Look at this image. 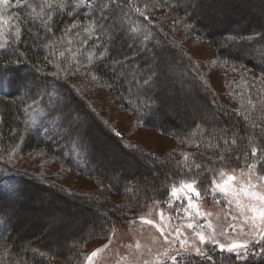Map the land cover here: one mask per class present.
<instances>
[{"label":"trees","instance_id":"obj_1","mask_svg":"<svg viewBox=\"0 0 264 264\" xmlns=\"http://www.w3.org/2000/svg\"><path fill=\"white\" fill-rule=\"evenodd\" d=\"M258 1L263 10L264 0ZM10 2L17 4L13 9L20 32L4 34L0 45V148L22 138L24 150L42 148L64 167L95 179L106 194L74 195L97 208L89 213V219L72 228L67 238L56 239L52 246H39L31 240L22 243L15 234V217L0 210V264H79L88 241L107 237L114 224L136 221L137 208L150 199H166L171 184L190 176L206 181L220 170V161L250 163V148L264 146V26L258 29L259 25L252 24L251 19L238 17L211 32L192 12L195 0H86L79 6L66 0L63 9H49L45 0ZM137 7L143 15L136 11ZM158 10L163 11L160 16L154 14L159 16L156 19L151 14ZM168 20L173 23L167 28L162 26V21ZM74 24L89 31L81 33L71 44V49L77 50L73 61L65 59L64 64L55 66L61 67L62 73L43 71L40 64L60 62L61 51L66 58L70 57L71 52L64 45L65 33ZM182 29L211 45L217 67L247 72L240 85L226 88L228 99L214 92L200 64L174 41L172 32ZM149 58L156 64L152 66ZM165 62L168 67H164ZM85 74V89L93 87L89 75L96 77L120 106L134 115L138 125L180 141L189 150L185 154L187 162L180 152L160 159L142 153L107 128L101 132L110 142L133 157H143L153 170L148 171L145 164L143 172L126 175L94 165L62 98L63 94L71 95L76 108L95 125L92 114L96 112L89 101L72 96L73 92L78 97L81 94L71 78ZM145 80L149 83L145 84ZM172 99H178L183 108L184 103L194 100L202 112L188 120L182 114L176 123H171L164 110ZM225 137L228 144L224 143ZM233 138L238 141L235 146L231 145ZM224 146H229L227 152ZM221 154L223 160L219 159ZM157 168L160 173L153 176ZM35 180L40 179L30 177L0 157V206L4 207L12 194H27L28 186ZM56 191L55 201L63 194H73ZM110 193H119L121 201H110ZM262 247L258 261L240 264H264V243ZM228 258L223 256L218 263L232 264ZM186 264L215 263L190 259Z\"/></svg>","mask_w":264,"mask_h":264},{"label":"rangeland","instance_id":"obj_2","mask_svg":"<svg viewBox=\"0 0 264 264\" xmlns=\"http://www.w3.org/2000/svg\"><path fill=\"white\" fill-rule=\"evenodd\" d=\"M10 1L8 0V3L0 5V13L6 21V23L0 24V45L3 42L1 40L4 34H13L17 29V15L13 9L17 4ZM195 1L197 4L192 12L197 18H200L204 27L208 26L210 28L211 32L213 28L218 30L228 24L229 21H236L238 17L251 19L252 24L259 25L258 29L264 26V8L262 10L263 5L258 0ZM162 11L158 10L151 15L156 17L157 15L154 14H159L160 16ZM159 16L156 19H159ZM172 23L171 20H168L167 23L162 21V24H164L162 26L167 28L168 24ZM73 26L65 33L66 43L64 45L67 47V51L71 52L70 57L66 58L67 56L61 55L60 62L46 61L41 63L40 66L43 71L62 73L61 67L55 66L60 65V63L64 64L65 59L73 61L77 50H72L70 46L86 29L78 24ZM119 36L123 37L122 34ZM172 36L174 41L200 64L205 78L214 92L220 98L228 99L226 88L229 85L228 88L240 85L239 83H241L247 72L245 70L238 72V69L234 68L217 67L211 45L206 40L190 35L186 29L173 31ZM61 52L64 54V51ZM148 62L152 66L156 64L153 58H149ZM163 65L168 67L166 62ZM26 75V72H24L23 76ZM89 78L93 83L90 90L85 89L83 85V81L88 82V74L71 78L74 80H72V84L75 85V89L81 94V97H78L73 92L72 96L79 101L81 98L89 101L97 114V116L94 113L92 114L95 125L76 108V103L73 104L70 100L71 95L63 94L62 98L67 104L66 110L70 111L71 122L76 127L78 137L82 139L91 153L94 165L103 166L112 173L120 171L126 175H130L132 172H143L142 167L145 164L149 168H147L148 171L153 170L151 164L146 163L143 157L137 155L133 157L132 153L124 152L118 144L110 142L101 132L107 128L111 129L116 135L118 133V136H122L123 140L137 147L142 153L145 152L157 159L170 153L180 152L183 155L189 153V150L184 148L180 141L170 135L138 125L135 122L134 115L120 106L107 86L96 77H90L89 75ZM35 82L38 83V81ZM167 106L164 114L167 115L171 123H176L182 114L188 120L195 117V113L201 114L202 112V108L198 107L194 100L184 103L185 108H183L182 103L178 102V99H172ZM102 123L105 124V127ZM87 132L88 134H85ZM229 146H224L226 147L224 152H227ZM0 157H3L10 166L22 169L30 177L33 178L34 175L41 180H35L28 188L26 187L28 189L27 194H12L4 202V207L0 206V210L10 214L11 218L15 217V234L18 239H22V243L31 240L35 244L44 247V244L52 246L56 239L61 241L64 237L67 238L69 231L78 225L81 220L89 219L91 216L89 213L97 208L93 203L81 201L74 195L106 194V191L104 192L99 188L95 179L64 167L58 159L47 156L42 148L24 150L22 138L1 147ZM251 159L250 163H253L254 160ZM136 162L138 168L135 169ZM220 163L222 164L220 170H224L225 176L220 177V170H218L213 177L200 182L198 186L201 191L200 198L192 197V202L197 205L200 215H196V209L188 208V199L184 193L180 194L179 199L170 196L171 188L174 185L179 186L180 181H178L169 186L168 195L163 201L150 199L143 202L137 208L136 221L128 222L125 225L114 224L107 237L93 238L88 241L84 247L82 261L79 264H86L88 255L96 249H101V251L94 257L93 264H145V262L147 264H158V262L160 264H173L171 259L173 256L177 257L176 264H186L190 259L219 264L218 260L221 262L223 256L227 255L230 257L228 259L232 264L259 259V249L263 248L264 239L261 238L258 231L252 228L250 221L245 223L244 216L241 215L237 207L236 197L231 192L225 194L209 190L213 179L222 182L228 174L235 175L238 178L236 184L239 185L242 178L246 179L249 175L247 167L249 163L245 161L242 164H234L224 160ZM158 173L160 171L157 168L152 175L157 176ZM258 174L264 175V163H261L258 169L252 173V182L259 184V190L264 191V182L258 181ZM191 179L198 180V177L190 176L186 180ZM148 183L150 184V182ZM44 184H48V186ZM41 186L47 188L43 189ZM55 189L60 192H72L73 194L72 196L63 194L64 196L55 201L57 195ZM109 199L116 204L121 201V195L110 193ZM240 199L242 203H247L242 195ZM21 203H24L25 206L22 207ZM160 213H163V221H161ZM142 218L153 220L156 225L163 228L164 234L162 235L156 226L142 223ZM188 224H192L193 227L188 228ZM199 233L205 234L206 237L209 234L214 235L216 242L206 240L205 243H201ZM181 241L185 242L183 246H181ZM230 243H244L248 247L247 249L237 250L241 254L240 256H237L235 252L221 250L219 247L220 244L227 245ZM197 248L205 255H198ZM206 256H211L212 260L209 261Z\"/></svg>","mask_w":264,"mask_h":264},{"label":"snow or ice","instance_id":"obj_3","mask_svg":"<svg viewBox=\"0 0 264 264\" xmlns=\"http://www.w3.org/2000/svg\"><path fill=\"white\" fill-rule=\"evenodd\" d=\"M86 0H73L74 5L79 6L80 4L85 3ZM8 3V0H0V5ZM66 5V0H45V6L49 9L51 8H60L63 9ZM43 11V9H42ZM136 11L139 12L141 15L144 13L141 11L140 8H136ZM145 19H148V17H145ZM6 23V21L3 18L2 13H0V24ZM94 27V25L90 26ZM89 29H85V32H88ZM20 29H16V34L19 35ZM60 55H63L61 52ZM89 60L92 59V54H89L88 57ZM145 84H148L149 81L145 80ZM239 114V113H238ZM247 119V117H245ZM253 127H260L259 125L253 124ZM264 130V129H262ZM117 135H119L117 133ZM224 143L228 144L229 141L225 137L224 138ZM238 141L236 138H233L231 140V145L235 146L237 145ZM258 154H260L258 156ZM250 156L253 158L254 162L249 163L247 165L249 169V175L246 179L242 178V182L239 183V185L236 184L237 182V177L232 174H228L226 179H223L222 182H217L215 179H213L210 187V191L215 192L219 191L221 193H229L236 197V204L237 207L240 210L241 215L244 216L245 223H248L250 221L251 226L254 230L258 231L259 234L261 235V238L264 239V191L259 190L260 185L255 184L252 182V173L255 172V170L258 169L259 165L261 163H264V146H253L251 147L250 151ZM187 155H185L184 160L187 162ZM220 160L224 159V155L221 154L219 157ZM239 159V156L237 157ZM197 169H199L201 166L200 165H195ZM189 172H191V168L189 167L187 169ZM220 177L225 176L224 170H220L219 172ZM257 179L260 182H264V175H257ZM200 181L197 179H191V180H186L182 179L179 183V186L174 185L171 188L170 191V196L179 199L180 194L184 193L185 196L188 199V208L190 209H196V215H200L199 209L196 204L192 202V197L200 198L201 196V191L199 190ZM231 186V187H230ZM241 195L244 197V199L247 201V203H242L241 202ZM250 213V215H248ZM160 218L161 221H163L164 216L163 213H160ZM142 223L148 224V225H153L157 227V230L161 232V234H164L163 228L160 227L159 225H156L155 222L151 219L147 218H142ZM188 228H192V224L187 225ZM177 231H179L177 229ZM199 240L201 243H205L207 241H211L215 243V237L212 234H209L207 237L203 233H199ZM184 241H181V246L184 245ZM221 250H227L228 252H235L237 256H240L241 254L237 251L238 249H247L248 245L244 243H230V244H220L219 245ZM101 251V249H96L93 252H91L88 257L86 264H93V259L98 255V253ZM198 255H205L199 248L196 249ZM173 264H176L177 257L173 256L171 257ZM206 259L209 261L212 260L211 256H206ZM147 264V262H145ZM160 264V262H158Z\"/></svg>","mask_w":264,"mask_h":264}]
</instances>
